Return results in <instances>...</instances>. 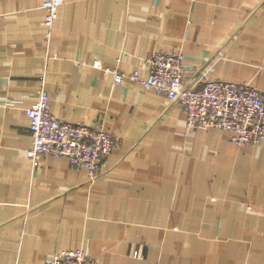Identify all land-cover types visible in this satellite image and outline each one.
Wrapping results in <instances>:
<instances>
[{
    "label": "crops",
    "instance_id": "obj_1",
    "mask_svg": "<svg viewBox=\"0 0 264 264\" xmlns=\"http://www.w3.org/2000/svg\"><path fill=\"white\" fill-rule=\"evenodd\" d=\"M43 1L0 0V264L78 248L99 264H264V141L190 127L166 95L92 65L146 77L151 52L180 48L188 85L264 91V0H64L50 40ZM43 87L59 119L121 138L98 176L27 156Z\"/></svg>",
    "mask_w": 264,
    "mask_h": 264
},
{
    "label": "built area",
    "instance_id": "obj_2",
    "mask_svg": "<svg viewBox=\"0 0 264 264\" xmlns=\"http://www.w3.org/2000/svg\"><path fill=\"white\" fill-rule=\"evenodd\" d=\"M64 0H44V24L48 40ZM149 70L142 77L138 70L126 72L118 67L105 66L95 59L92 65L122 83L128 77L146 88L164 94L177 102L190 127H216L231 132L237 145L264 141V91L249 82L205 80L188 85L184 77V53L155 50L145 58ZM33 136L27 156L34 166L45 154L67 157L71 166L87 168L94 178L103 171L106 157L121 143V138L102 126L83 122H68L55 116L50 108L49 92L43 87L38 98L27 108ZM45 264H99L96 257L84 249H66L50 255Z\"/></svg>",
    "mask_w": 264,
    "mask_h": 264
}]
</instances>
